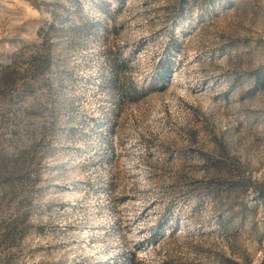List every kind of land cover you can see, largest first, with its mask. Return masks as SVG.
<instances>
[{
  "label": "rangeland",
  "instance_id": "374dc122",
  "mask_svg": "<svg viewBox=\"0 0 264 264\" xmlns=\"http://www.w3.org/2000/svg\"><path fill=\"white\" fill-rule=\"evenodd\" d=\"M0 264H264V0H0Z\"/></svg>",
  "mask_w": 264,
  "mask_h": 264
},
{
  "label": "trees",
  "instance_id": "16d2710c",
  "mask_svg": "<svg viewBox=\"0 0 264 264\" xmlns=\"http://www.w3.org/2000/svg\"><path fill=\"white\" fill-rule=\"evenodd\" d=\"M124 61H119V63H118V67H121V66H123L124 65ZM117 67V66H116ZM117 67V68H118ZM116 80H113V82H112V84H115L116 82H115ZM132 93H134V94H136V90H135V88L134 87H131V90H130ZM9 234V233H8ZM8 234H7V236H8ZM6 236V237H7Z\"/></svg>",
  "mask_w": 264,
  "mask_h": 264
}]
</instances>
